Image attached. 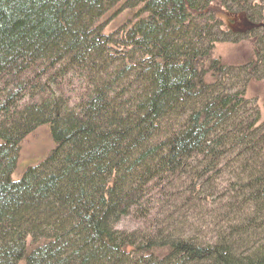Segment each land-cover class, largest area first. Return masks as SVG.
<instances>
[{"label": "trees", "instance_id": "16d2710c", "mask_svg": "<svg viewBox=\"0 0 264 264\" xmlns=\"http://www.w3.org/2000/svg\"><path fill=\"white\" fill-rule=\"evenodd\" d=\"M244 40L246 63L213 56ZM252 81L264 0H0V264H264Z\"/></svg>", "mask_w": 264, "mask_h": 264}, {"label": "rangeland", "instance_id": "374dc122", "mask_svg": "<svg viewBox=\"0 0 264 264\" xmlns=\"http://www.w3.org/2000/svg\"><path fill=\"white\" fill-rule=\"evenodd\" d=\"M217 17L222 21L223 30H229L231 33L237 34L246 29V22L242 15L228 17L219 14ZM122 18L124 17L119 13L115 18L109 19V29L118 27L121 24ZM252 50V43L248 40H244L234 44L227 43L216 45L213 56L218 58L220 62L225 65L237 66L248 61ZM246 97L256 101L261 112L262 120H264V81L250 82L246 90ZM49 148L50 144L46 131L43 127L39 128L22 142L17 168L12 175V179H20L27 167L42 161Z\"/></svg>", "mask_w": 264, "mask_h": 264}]
</instances>
